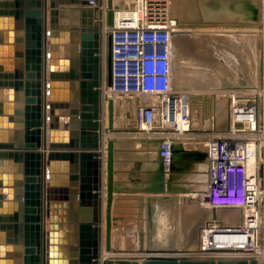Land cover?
<instances>
[{"label": "water", "instance_id": "water-1", "mask_svg": "<svg viewBox=\"0 0 264 264\" xmlns=\"http://www.w3.org/2000/svg\"><path fill=\"white\" fill-rule=\"evenodd\" d=\"M103 2L0 0V264H260L255 258L216 263L178 256L177 235L163 245L151 234L145 247L142 234L138 252L153 253L142 261L140 257L104 255L101 139L103 133L122 129L114 124V98L104 96L102 91L104 36L100 24L89 19L92 9H99ZM107 5V24L111 26L114 0H107ZM72 8H78L86 18L69 19L67 10ZM178 21L184 31L175 34V50L180 36L184 35L187 42L198 38L194 31H185L187 27L202 25ZM246 25L258 24L252 21ZM215 43L214 50L220 52L222 46L217 40ZM106 45L105 84L109 87L110 32ZM263 74L264 52L260 63L262 85ZM105 101L108 125L103 129ZM140 140L156 146L153 173L148 174L145 185L133 188L148 194L149 228L153 229L157 212L154 203L168 199L177 202L178 197L171 194L190 192L191 187L178 183L184 182L186 174L200 163L207 162L208 152L187 147L177 139L167 170L161 156L162 139ZM117 142L109 137L106 148L105 252L120 253L121 249L112 246L114 194L132 187L116 183ZM224 210L211 208L207 222L222 219Z\"/></svg>", "mask_w": 264, "mask_h": 264}, {"label": "built area", "instance_id": "built-area-1", "mask_svg": "<svg viewBox=\"0 0 264 264\" xmlns=\"http://www.w3.org/2000/svg\"><path fill=\"white\" fill-rule=\"evenodd\" d=\"M113 11L112 84L104 85V96L112 93L141 99L136 112L138 134L162 139L161 156L168 170L180 121L186 126L192 123L190 97L177 93L173 86L178 18L171 0H134L130 7ZM254 94H233L228 129L208 141L210 178L205 204L241 213L212 219L203 226L197 253L205 251L206 259L256 258L264 249V162L259 164L257 175L256 170L250 172L252 160L264 157V128Z\"/></svg>", "mask_w": 264, "mask_h": 264}, {"label": "rangeland", "instance_id": "rangeland-1", "mask_svg": "<svg viewBox=\"0 0 264 264\" xmlns=\"http://www.w3.org/2000/svg\"><path fill=\"white\" fill-rule=\"evenodd\" d=\"M133 1L134 0H116L114 4H116L117 9H122L126 6L130 7ZM173 1L174 0H171L172 6H173ZM183 1L184 2H181V4L184 5L185 7L181 5L182 7L180 8L182 9V11L183 10L184 11L183 13H181L180 18L178 17L179 13H177L176 14L178 15L177 17L184 22L188 20L191 23L198 22L199 24H202V25L201 27H199L198 29L194 31V33H196V35L198 36L197 39L191 38L192 40L187 42L184 35L178 38V44L180 48H179V51L177 48L175 50V54H178V56L176 57L177 58L176 62L175 63L173 62V86H174V90L177 93L190 97L191 98L190 100L194 102V108L196 107L195 109H193L194 111L193 112V117H194L193 125L196 126L195 127L196 130H193L194 134L192 135H185L183 141L186 143L188 147H191L194 149L206 150V145L210 139L207 133H212L213 131H215V129H217V127L218 129H221V128L226 129V130L228 129V126H229L228 124H230V117H231L230 116V113H231L230 106L232 103L233 94L238 92V90H240L239 91L240 95H243V96L249 95L251 94V92L255 93L254 94L255 96L262 95L264 93V85L261 84V77H260V63H261L262 54L264 52V38H261L263 37V34H260V31H259L264 27L263 26L264 22L262 20L263 19L262 16L264 15L261 14L262 11L264 10V0H213L215 2L226 1L228 9H227V12L223 14H219L220 16H217L214 18V19H217L218 21L215 20V21H209V22L208 20H211L212 18H210V16L205 15V9H206L205 3L207 0H183ZM242 6H243V10H242ZM241 10L243 11V14ZM252 21L256 22L258 25L257 26L246 25L247 22H252ZM216 23L218 25H214ZM234 25L236 26L234 27ZM100 27L102 30V25H100ZM238 30H240V32ZM181 31H184V30L182 29ZM223 34L227 39H229L230 46L227 43L222 44L221 41L222 39H224ZM252 35H254V39L251 38L253 37ZM256 35L258 36V38L256 37ZM248 37L250 38L248 39ZM255 37L259 41L256 40ZM215 40L218 41L219 45H221L222 48L221 47L219 48L220 52L212 49L213 53L210 56L211 52L207 49H209L210 46L213 48L214 44H211L210 41H215ZM215 44L217 46V43ZM235 49L238 52L237 51L235 52ZM239 51H243V55H240ZM196 59H199L200 62L199 60H196ZM202 61H204L205 63ZM215 62L220 63V65H217V63ZM177 68L179 69L178 74L176 70ZM201 70L203 72L202 75L206 73L205 71H208L205 74V76L209 73V76L213 78V81L205 82V79L199 78L197 75H199V73H202ZM257 75H258V78H257L258 81L255 79V76ZM194 77L197 80H195ZM198 81L199 82L204 81V82L199 83ZM253 84L254 86H251ZM218 95L221 97V101H223V99H226L225 105L228 109L226 108L225 117H227V120L229 122H227V120H225L226 121L225 122L224 118L222 120L216 118L215 114L213 113V117L211 114V117L209 118L211 121H213L212 123L215 124L219 120L218 123L216 124L217 127L215 128L211 126L212 124L206 118V115H207L206 110L210 111L212 109V107L211 109H209V106L206 103V101L208 100L207 98L213 97V99H216L218 98ZM263 109H264V104H263ZM207 121L208 123H205ZM223 121L225 123H223ZM262 123L264 124V115L262 117ZM133 126H135V124ZM126 130L135 132L138 130L137 125H136V128L132 130L128 128H126ZM221 132H218V134ZM213 134H217V133L214 132L212 133V135ZM125 135L136 136L137 134L135 133L126 134L125 133ZM137 137L139 138L140 135L139 136L137 135ZM119 141H121V137L119 138ZM151 146L153 148L149 149V151H146V155L148 156V158L150 156H153L149 160H153L154 156L156 155V146L154 144H151ZM263 162L264 161L260 162V159H259V164ZM200 164H199V169L193 171L192 173L194 172L195 173L205 172V174L207 173V162H204L203 165L201 166ZM190 177H191V181L194 182L195 188L194 189L191 188V191L188 193H180L179 195L180 198L179 197L178 198L184 201L185 200L184 197H188V198L190 197L189 199H193V201H195L196 203L199 201L200 203L202 202V204H205L202 200L198 199V196L196 195V193L199 191V189H203L204 185L206 186L207 175L194 176L192 174ZM201 184L203 185V187ZM188 185L189 183L186 186ZM189 206L191 207L192 205H189ZM183 216L184 214L180 213L179 217H183ZM177 222L178 224L181 223L180 218ZM194 234L195 233L193 232L192 233L193 237H194ZM194 241L195 239L192 238V242ZM200 243H201V240H200ZM200 246L201 245L199 243L193 244V245L188 243L186 246V248L194 247L193 249H189V250H191L192 252H196V254H194L193 256L194 259L196 260H201L199 259L201 256L196 251L197 248H199ZM190 257L192 258V256ZM217 257L213 258V260L216 261V263L217 261L221 260L219 256ZM252 258H255V257H252ZM229 260H234V258H229Z\"/></svg>", "mask_w": 264, "mask_h": 264}, {"label": "crops", "instance_id": "crops-1", "mask_svg": "<svg viewBox=\"0 0 264 264\" xmlns=\"http://www.w3.org/2000/svg\"><path fill=\"white\" fill-rule=\"evenodd\" d=\"M69 19L72 20V17H70ZM76 20H81V19L77 18ZM236 51L237 50H235V52ZM115 96L116 98H118V100L116 101L117 106L115 105L116 121L114 122V124L119 128H129V129L136 128V112L141 99L136 95H115ZM104 105H105L104 116L102 119L103 129L108 125V117H107L108 114L106 112L107 110L106 105H108V102L105 103ZM134 124L135 126H133ZM105 135L106 134L103 133L101 139V143H102L101 148L103 149V155L101 156L102 172H103L102 174L103 193H102V220L100 223V227L102 229V233H101L102 249L104 250V255L107 256L106 254L107 252H105V238H106V205H107L106 148H107L108 138ZM140 137L138 138L137 135L127 136L123 133L121 134V141H118L116 144L118 148L116 154V171H115L116 183L120 187H132V188L122 189L121 191H116L114 194L115 196L112 206V223H113L112 246L117 249H121L122 246L119 243L121 238V240L126 241L127 243V245H125L124 247V248L127 247L126 251L127 249H132V248L139 249V241L141 239L142 234H143V239L145 241L144 245L146 246H148V240L150 239L151 234L154 240H158L160 242L165 241V243L166 242L170 243L174 241L176 235L178 236L179 242H181L180 240H182L183 238H185L184 241H186L187 244L188 243L193 244L195 242H198L200 240V233H201L200 227L207 222L211 208H209L205 204L200 203L199 201L197 202L198 203L197 204L195 201H193V199H189L190 197L189 198L184 197L185 198L184 201L178 199V201L175 202L173 199H168V200H159L155 202L154 206L156 207L157 212L154 215V228L153 229L149 228V218H148V209H147L148 194L140 191H135L133 189L134 187L145 185V181L148 174L153 173L154 171V164L152 162L153 160H149L153 156H150L148 158V156L146 155V151H149V149L153 148L151 146L152 143H147V142L143 143L140 140ZM184 144L185 146H187L185 142ZM197 169H199V165ZM191 175L192 172L187 173L183 180L184 182L178 184L187 185L189 183L188 186L189 187L193 186L192 189H194L195 188L194 182L191 181V177H190ZM171 195L180 198L179 196L180 193H173ZM189 205H192L191 206L192 209ZM180 213L189 215V218L186 215H184V217L189 219L190 221L186 219L184 224L182 223L178 224L177 221L179 220V218L180 220L182 219V217H179ZM240 213L241 211L238 209H227L224 210V212L222 213L223 214L222 219H227L228 217H233ZM46 222L48 225L49 222L48 219L46 220ZM125 229H127L126 230L127 233L125 232ZM193 232L195 233L194 237L192 236ZM192 238L195 239L194 242H192ZM136 242L138 243L136 244ZM193 248L194 247H190L189 249H193ZM191 252H189L190 254L187 253L186 255L189 257L190 256L193 257L194 254H196V252H192L193 254H191ZM112 253L115 254L117 252L115 253L112 252ZM126 253H130V252H126ZM142 254H146V253H142ZM176 255L179 256L180 254H176ZM182 255L184 256V254H181L180 256ZM192 259H194V257Z\"/></svg>", "mask_w": 264, "mask_h": 264}, {"label": "bare ground", "instance_id": "bare-ground-1", "mask_svg": "<svg viewBox=\"0 0 264 264\" xmlns=\"http://www.w3.org/2000/svg\"><path fill=\"white\" fill-rule=\"evenodd\" d=\"M116 2V0H114V3ZM181 2H184L183 0H174L173 1V6H172V10L174 11V14L176 15L177 13H179V16L178 15H176V16H178L179 18H180V16H181V13H183V11H182V9L180 8V7H182V6H184V5H182L181 4ZM251 2V1H250ZM216 2L215 1H213V0H207L206 1V3H205V6H206V9H205V15L206 16H210V18H215V17H217V16H220L219 14H223V13H225V12H227V9H228V6H227V2L226 1H218L216 4H215ZM118 4V3H117ZM203 4V3H202ZM182 5V6H181ZM245 6V5H244ZM262 6V5H261ZM185 7V6H184ZM204 7V6H203ZM81 9V8H80ZM114 9L117 11V12H119V11H121V10H123V8L122 9H117L116 8V4H114ZM242 10H243V6H242ZM241 10V11H242ZM92 11V10H91ZM107 11H108V5H107V0H104V2H103V5H101L100 7H99V9H95V11H94V9H93V16H91V14H90V17H89V19L92 21H95V23L97 22V23H99L100 25H102V30H101V27H100V25H99V27H100V30L102 31V33H103V52H102V55H103V65H104V74H103V82H102V91H103V94H104V90H103V88H104V85H105V82H106V53H107V45H106V43H107V35H108V33L110 32V26L107 24ZM253 11V10H252ZM263 12H264V10L262 11V15H264L263 14ZM67 13L70 15V17H76V18H78V19H85L86 17L79 11V9L78 8H72V9H69V10H67ZM190 13V12H189ZM80 14V15H79ZM242 14H243V11H242ZM183 15V14H182ZM189 15V14H188ZM258 15V14H257ZM79 16V17H78ZM189 17V16H188ZM261 17V16H260ZM263 17V22H264V16H262ZM193 18V17H192ZM181 20V19H180ZM187 20V19H186ZM182 21V20H181ZM188 21V20H187ZM186 21V22H187ZM184 22V21H183ZM258 22V21H257ZM191 23V22H190ZM194 23V22H193ZM217 24V23H216ZM225 24V23H224ZM223 25V24H222ZM228 26V25H227ZM233 26V25H232ZM236 25H234V27H235ZM244 26V25H243ZM246 26V25H245ZM264 26V25H263ZM199 27H194V28H186V30L185 31H195L196 29H198ZM220 28V27H219ZM243 28V27H242ZM242 28H240V29H242ZM224 29V28H223ZM232 29V28H231ZM182 30V29H181ZM180 29H179V31H181ZM220 30H222V29H220ZM198 31V30H197ZM213 31H215V30H213ZM239 32H240V30H238ZM247 31V30H246ZM252 31V30H251ZM260 31V34H263V37H261V38H264V27L261 29V30H259ZM220 36V35H219ZM253 37H251V38H253L254 39V35H252ZM223 37H224V39H222V44H225V43H227L229 46H230V41H229V39H227L225 36H224V34H223ZM256 37L258 38V36L256 35ZM255 37V39L256 40H258L257 38ZM247 38V37H246ZM250 37H248V39H249ZM248 39H247V41H248ZM210 40H212V39H210ZM259 41V40H258ZM263 41V40H262ZM215 42H216V40H215ZM215 42H213L214 44H215ZM258 43V42H257ZM260 43V42H259ZM255 44V43H254ZM261 44V43H260ZM176 48L178 49V51H179V48H180V46H179V44L178 45H176ZM212 49H214V48H212L211 46H210V48L209 49H207V50H209L211 53H210V56L212 55ZM236 50V49H235ZM238 52V51H237ZM256 52V51H255ZM239 54L240 55H243V51H239ZM244 55H246V54H244ZM178 56V54H175L174 55V63L176 62V57ZM211 59V58H210ZM196 60H199V59H196ZM212 60V59H211ZM199 62H200V60H199ZM202 62H204V61H202ZM205 63V62H204ZM177 70V74H178V71H179V69L177 68L176 69ZM196 70V69H195ZM206 70V69H205ZM251 70V69H250ZM255 70V69H254ZM223 71V70H222ZM175 72V71H174ZM201 72H202V70H201ZM206 73L208 72V71H205ZM205 73V74H206ZM203 74V72L202 73H199V75H197L199 78H201V79H205V82H211V81H213V78L211 77V76H209V73L205 76V74L204 75H202ZM211 75V74H210ZM214 75V74H213ZM224 75V74H223ZM175 77V76H174ZM226 77H227V75H226ZM258 75L257 76H255V79L258 81ZM194 79L195 80H197L195 77H194ZM200 79V80H201ZM199 80V79H198ZM199 82V81H198ZM204 82V81H203ZM203 82H199V83H203ZM256 83V82H255ZM254 83V84H255ZM257 83H259V82H257ZM254 84L253 85H251V86H254ZM238 91H240V90H238ZM115 95H123V94H112L111 93V95L109 96V97H112V98H114V101H115V105H116V101L118 100V98H116V96ZM214 96H216V95H214ZM220 96L218 95V98H216V99H213V97L212 98H207L208 100L206 101V103L208 104V106H209V109H211V107H212V109L209 111V110H206L207 111V115H206V118H207V120L208 121H210V123L212 124L211 126H213V127H217V123H218V121H217V123H215V124H213L212 122L213 121H211L209 118L211 117V114H212V117H213V113L215 114V117L216 118H218V119H223L224 118V121L225 120H227V117H225V111H226V105H225V101H226V99H223V101H221V97L219 98ZM256 98L258 99V101H259V103H260V105H259V116H260V118H261V120H260V122H261V124H262V127L264 128V126H263V123H262V117H263V115H264V109H263V104H264V93L262 94V95H257L256 96ZM191 99V98H190ZM218 99V100H217ZM107 101H105V103H106ZM217 102V103H216ZM191 103H192V108H191V110H192V123L189 125V126H186V124L185 123H183V122H181L180 121V125H181V127H180V130H177L176 131V133H177V135L180 137L179 139H184V136L185 135H192V134H194L193 133V130H196V126H194L193 125V123H194V117H193V109H195L194 108V102L191 100ZM227 103V102H226ZM196 105V104H195ZM117 106V105H116ZM108 107H107V105H106V109H107ZM116 109V108H115ZM228 109V108H227ZM106 112H108L107 110H106ZM108 114V113H107ZM263 114V115H262ZM106 116V115H105ZM200 116V115H199ZM205 118V117H204ZM216 118H214V119H216ZM105 119H106V117H105ZM213 120V119H212ZM115 121H116V112H115ZM208 121L207 122H205V123H208ZM214 121H216V120H214ZM223 121V123H225ZM199 122V121H198ZM227 122H228V120H227ZM228 124V123H227ZM208 125V124H207ZM226 126V125H225ZM115 127H116V129H122V131H118V132H116V131H109V132H107V133H105L106 135V137L107 138H109V137H113V138H116V139H118V141H119V138L121 137V134H130V133H135V134H137V135H139L138 133H139V131L137 130V131H129V130H126V128H118L116 125H115ZM194 127V128H193ZM129 129V128H128ZM222 129V128H221ZM218 129V127H217V129H215V131H213L212 133H217L218 134V132H221V131H224L225 129ZM132 130V129H131ZM200 130V129H199ZM206 133V132H205ZM204 133V134H205ZM212 133H207L208 135H209V137H211V136H213L212 135ZM196 134H197V132H196ZM199 134V133H198ZM202 137H203V135H202ZM261 137H263L264 138V129H263V131H262V133H261ZM201 139V138H200ZM108 141V140H107ZM208 147H209V144L207 143V145H206V151H207V149H208ZM259 159H260V162L261 161H264V157H257V158H255V160H252V162H251V166H250V172H252V173H255V170H256V175H257V171H258V168H259ZM201 165H203V163H201L200 164V166ZM258 165V166H257ZM106 174V173H105ZM194 176H202V175H207V184H206V186L204 185V187H203V185H202V187H203V189H199V191L196 193V195L198 196V199H200V200H202L204 203H205V201H204V198H205V191H206V189H207V187H208V183H209V173H208V165H207V173L205 174V172H201V173H192ZM106 176V175H105ZM200 186V185H199ZM105 187V186H104ZM192 188V187H191ZM105 191V190H104ZM107 193V192H106ZM179 193V192H178ZM105 194V193H104ZM106 195V194H105ZM104 195V196H105ZM145 195V194H144ZM107 196V195H106ZM179 199V198H178ZM180 200V199H179ZM188 200V199H187ZM182 202V201H181ZM202 203V202H201ZM206 205V204H205ZM202 206V205H201ZM203 207V206H202ZM205 207V206H204ZM201 210H203V209H201ZM181 211V210H180ZM196 211V210H195ZM184 215H186V214H184ZM186 216H188V218H189V215H186ZM207 217V216H206ZM191 218V217H190ZM186 219L187 218H185L184 216L182 217V219H181V223L182 224H184L185 223V221H186ZM189 220V219H188ZM190 221V220H189ZM188 221V222H189ZM207 223V222H206ZM136 224V223H135ZM134 224V225H135ZM135 227V226H134ZM126 230L127 229H125V232H126ZM134 230V229H133ZM131 232H132V230H131ZM127 233V232H126ZM134 234V233H133ZM201 234V233H200ZM122 235V234H121ZM128 235V234H127ZM138 236V235H137ZM184 236V235H183ZM123 237V236H122ZM170 238V237H169ZM201 238V237H200ZM185 239V238H184ZM194 239V238H193ZM201 240V239H200ZM200 240L198 241V242H195V243H193V244H200ZM113 243V242H112ZM119 243L121 244V252L120 253H115V254H113L112 252H107V253H109V254H107V255H111V256H113L114 258H116L117 256L118 257H140L138 260L139 261H142V257H144V256H147V255H149V254H153V253H146V254H142V253H139L138 252V249H135V248H132V249H134V252H130V253H126V252H129L128 250L126 251V248H124L125 247V244L127 245V243H126V241H123V240H121V238H120V241H119ZM138 242H136V244H137ZM184 243V245L181 243V242H179V248H180V251H178L177 252V254H184V256H187L186 254L187 253H189V251L191 252V250H189V248H186V246H187V242L185 241V242H183ZM116 244H118V243H116ZM115 244V245H116ZM148 244H149V240H148ZM167 244V243H166ZM165 244V242H163V245H166ZM192 244V245H193ZM132 246V245H131ZM183 246L185 247V248H183ZM120 247V246H119ZM145 247H147L146 245H145ZM206 248V247H205ZM183 249H185V250H187V251H183ZM201 249V246L199 247V248H197V251L198 250H200ZM205 251H203V252H201V254H199L201 257L199 258V259H201V260H208V259H206L205 258V255H203L202 253H204ZM261 253H258V256L256 257L257 258V260L259 261V263L260 264H264V249L262 250V251H260ZM139 254H141V255H139ZM155 254H160V253H155ZM190 254V253H189ZM191 254H193L192 252H191ZM179 255V256H180ZM257 255V254H256ZM256 255H254V256H256ZM183 256V255H182ZM187 257H189V256H187ZM218 258V257H217ZM255 258V259H256ZM209 259H211V260H213V258H209ZM220 259L221 260H225V261H229V257L228 258H225V257H220ZM235 259H243V258H234V260ZM249 259H253V258H249ZM248 259V260H249Z\"/></svg>", "mask_w": 264, "mask_h": 264}]
</instances>
